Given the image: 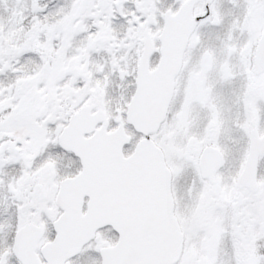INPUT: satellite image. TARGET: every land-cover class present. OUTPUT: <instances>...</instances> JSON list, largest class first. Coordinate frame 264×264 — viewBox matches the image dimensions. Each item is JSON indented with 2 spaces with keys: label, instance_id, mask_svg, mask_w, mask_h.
<instances>
[{
  "label": "snow or ice",
  "instance_id": "6c2138e0",
  "mask_svg": "<svg viewBox=\"0 0 264 264\" xmlns=\"http://www.w3.org/2000/svg\"><path fill=\"white\" fill-rule=\"evenodd\" d=\"M0 264H264V0H0Z\"/></svg>",
  "mask_w": 264,
  "mask_h": 264
}]
</instances>
